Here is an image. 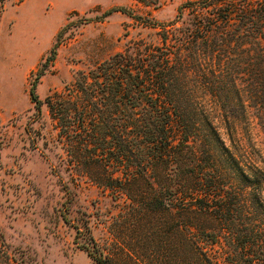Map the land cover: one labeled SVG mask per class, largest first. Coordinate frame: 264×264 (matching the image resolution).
<instances>
[{
	"label": "trees",
	"instance_id": "1",
	"mask_svg": "<svg viewBox=\"0 0 264 264\" xmlns=\"http://www.w3.org/2000/svg\"><path fill=\"white\" fill-rule=\"evenodd\" d=\"M157 32L44 100L69 164L122 200L110 239L84 223L75 242L92 264H220L218 244L226 264H264V160L237 131L251 109L264 132V0H188Z\"/></svg>",
	"mask_w": 264,
	"mask_h": 264
},
{
	"label": "rangeland",
	"instance_id": "2",
	"mask_svg": "<svg viewBox=\"0 0 264 264\" xmlns=\"http://www.w3.org/2000/svg\"><path fill=\"white\" fill-rule=\"evenodd\" d=\"M185 1L160 0L155 6L138 0L0 2V264H10L8 255L17 264H92L75 242V224L87 223L99 242L110 239L109 224L122 200L69 164L44 100L70 85L78 70L131 48L133 41L157 43L159 25L173 20ZM119 6L128 12L114 10L100 18ZM32 81L40 110L30 99ZM211 115L232 144L214 104ZM237 131L241 145L253 146L261 163L264 132L251 109ZM227 250L213 247L220 264H226Z\"/></svg>",
	"mask_w": 264,
	"mask_h": 264
}]
</instances>
